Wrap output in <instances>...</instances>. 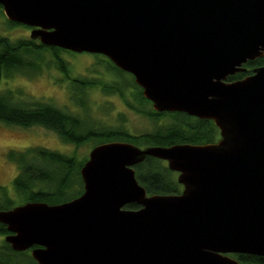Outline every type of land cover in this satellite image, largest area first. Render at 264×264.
<instances>
[{
	"label": "water",
	"instance_id": "obj_1",
	"mask_svg": "<svg viewBox=\"0 0 264 264\" xmlns=\"http://www.w3.org/2000/svg\"><path fill=\"white\" fill-rule=\"evenodd\" d=\"M30 38L108 57L158 112L213 120L207 144L95 145L84 192L59 204L0 210L16 251L39 264H241L264 256V0H0ZM147 157L178 173V194H149ZM137 204L139 208L126 206Z\"/></svg>",
	"mask_w": 264,
	"mask_h": 264
},
{
	"label": "trees",
	"instance_id": "obj_2",
	"mask_svg": "<svg viewBox=\"0 0 264 264\" xmlns=\"http://www.w3.org/2000/svg\"><path fill=\"white\" fill-rule=\"evenodd\" d=\"M1 13L3 7L0 5ZM8 19V18H7ZM11 26H27L8 20ZM64 52L76 54L56 46L42 44L39 40L20 38L11 40L0 34V75L11 77L14 72L35 74L41 71L46 54H51L70 81L72 100L86 110L89 90H100L105 95H119L133 110L150 117L155 129L143 134L131 133L125 126H95L89 116L83 117L74 110H66L44 100L31 97L23 90L7 89L0 92V122L10 126L31 128L41 126L57 133L61 139L77 147L87 142L127 141L141 147L150 145L170 146L174 144H207L220 139V131L213 120L200 119L183 112H158L152 102L144 97L143 89L134 76L118 68L108 57L95 54L97 63L103 64L109 79L95 77H72L69 74V60ZM264 65V56L245 65L244 72L229 77L242 79L252 74L257 66ZM127 76H130L128 79ZM1 80V76H0ZM129 90V93H128ZM89 114V112H88ZM95 146V145H94ZM7 158L18 167L13 179L16 194L0 185V210L10 209L28 201L59 204L80 196L84 192L81 169L88 157L79 158L74 152L67 154L44 146L10 148ZM136 176L149 194H178L183 186L178 173L172 171L166 161L147 157L136 167ZM15 196V197H14ZM17 200H21L17 203ZM137 209V204L126 206ZM9 233L6 224L0 222V235ZM0 264H39L31 250L16 251L5 239L0 243Z\"/></svg>",
	"mask_w": 264,
	"mask_h": 264
},
{
	"label": "rangeland",
	"instance_id": "obj_3",
	"mask_svg": "<svg viewBox=\"0 0 264 264\" xmlns=\"http://www.w3.org/2000/svg\"><path fill=\"white\" fill-rule=\"evenodd\" d=\"M5 13L0 9V34L11 40L30 37L31 28L25 26H11ZM63 56L69 60L72 77H95L109 79L110 74L104 73L103 64L97 63L93 53L82 52L71 54L64 52ZM41 71L35 74L14 72L11 77L0 75V92L7 89L23 90L31 97L44 100L66 110H74L83 117L89 116L90 122L95 126L123 125L131 133L143 134L155 129V124L150 117L131 109L119 95H105L100 90H89L86 93L88 108L78 107L72 100L71 83L66 75L57 68L51 54H46L45 61L41 64ZM128 79L130 76H127ZM112 79V76H111ZM129 93V90H128ZM89 112V114H88ZM96 142H87L82 146H75L64 142L54 131L41 126L21 128L0 122V185L16 194L13 179L18 173V167L8 160L7 151L10 148L28 146H44L67 154L74 152L79 158L88 157ZM15 197V196H14ZM21 200H17L20 203ZM5 236L0 235V243Z\"/></svg>",
	"mask_w": 264,
	"mask_h": 264
},
{
	"label": "flooded vegetation",
	"instance_id": "obj_4",
	"mask_svg": "<svg viewBox=\"0 0 264 264\" xmlns=\"http://www.w3.org/2000/svg\"><path fill=\"white\" fill-rule=\"evenodd\" d=\"M260 58H262V57H260ZM253 61H255V60H253ZM249 62H252V61H249ZM248 63H246V64H248ZM245 65H244V67H245ZM262 66H264V65H262ZM257 67H260V66H257ZM254 69H253V71H254ZM252 74H253V72H252ZM228 255L230 257H232L233 259H236L241 264H264V256H258V255L248 254V253H229Z\"/></svg>",
	"mask_w": 264,
	"mask_h": 264
}]
</instances>
